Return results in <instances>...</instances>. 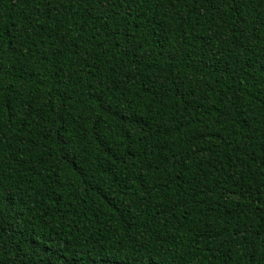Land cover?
Instances as JSON below:
<instances>
[{
	"label": "trees",
	"instance_id": "1",
	"mask_svg": "<svg viewBox=\"0 0 264 264\" xmlns=\"http://www.w3.org/2000/svg\"><path fill=\"white\" fill-rule=\"evenodd\" d=\"M0 264H264V0H0Z\"/></svg>",
	"mask_w": 264,
	"mask_h": 264
}]
</instances>
